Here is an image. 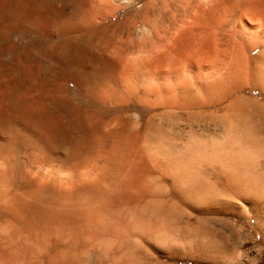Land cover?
<instances>
[{
  "label": "rangeland",
  "instance_id": "374dc122",
  "mask_svg": "<svg viewBox=\"0 0 264 264\" xmlns=\"http://www.w3.org/2000/svg\"><path fill=\"white\" fill-rule=\"evenodd\" d=\"M237 1L238 0H232V1L231 0L230 1L229 0H107V1L106 0L105 1L102 0H1L3 5L8 9H12L15 15V26L11 32V37H13L12 39H14L13 41L15 44V51H14V60H15V69H16L15 77H16V84H18L17 98H19L18 102L20 101L19 102L20 110L18 115H19L21 129H23L24 124L26 123L31 128V134H32L31 142L26 143L24 141V134H25L24 129L21 130L22 131L20 136L21 139L19 138L20 143L18 144V148H17L18 151L16 152V165H15V177H14L15 184L16 185L20 184V186L18 187H22L27 183H30L33 185L36 191L37 189L40 190L41 188H46V190L48 189V193H51L50 198H52L53 200L55 198L66 199L68 196L70 198L68 197L67 199H74L83 194H91L97 197H103L108 202L116 206L115 210L117 211V213L120 214L119 217L122 220L123 218L125 219V217L129 215V217L126 218L127 220L126 222L128 224L130 223V225H132L133 223H135L133 221L136 219L137 225L141 223L139 221H142V223H144L143 225L142 223L139 224L140 226L138 227H140V229L141 226L144 227L146 225V227L143 228L144 230H140V231H137V229L135 230V228L133 231V229L131 228L134 225L137 226L136 224H133L132 226L129 225V228L131 229L129 231L135 234L137 238L133 234L131 235V233L129 232L127 235V239H125L123 243L122 241L120 242L116 241L112 235L110 236L105 232L102 231L100 232V230H97L96 232L94 231L92 233L87 232L84 234H79L78 232V235L72 238L71 240L67 239V241L69 240L68 242L67 241L61 242L58 240L56 242L55 241L56 238L54 237V235H52L53 237L52 236L51 237L53 240L50 237L51 241L50 242L48 241L49 248L47 249L48 250L47 253H43V255H40V257L39 255L35 254L34 255L35 258L39 257L38 260L42 259V260H50V261L54 258V261H56L59 259L64 260V258L66 257L67 259L66 261H68V263L71 264V262L72 263L74 262L75 264H77L79 262L78 258L82 257V259H80V262L81 260L84 259L83 260L84 262H82V264H89L91 262L92 264H97V262L103 264H111V263L128 264L129 261L126 258H124L125 249L126 247H128V248H133V251H135V249L138 250L140 255L139 259H135L133 262L129 264H141V263L142 264H264V212L253 206L252 203H250L252 198L251 196L240 195L241 196L240 197L239 194H237L240 198L239 199L237 198L236 194H232L225 186L226 183L229 184L233 183L235 180L237 181L238 178L239 180L242 179V176L244 177L246 176V180H244L246 183L249 182L250 184L256 185V183H254L253 181L255 180V182L257 181V183L258 181L259 183L261 181L262 183V176H264V174L260 176V173L261 174L262 172L264 173V166H263L264 164H260V163H264V157L262 156L264 155L263 154L264 150L263 148L259 147L260 145L257 146L259 147V150H255L256 149L255 146L258 144V141L264 138V115L262 116V114H264L262 113L264 108L261 110L256 108L257 105H259V107H261L260 106L261 104L262 107L264 106V96L262 94L264 92L261 93L259 89L257 90V88L253 87V85L250 84L249 82V78H247L250 76L254 67L264 66V56H263L264 55V46H263L264 22H262L263 18L261 21L259 17L253 16L252 14L254 8L253 6L258 7L257 4H259L260 7L261 5H263V2H261L263 0L261 1L257 0V2L256 0H254L255 4L257 3L256 5L253 4L254 2L252 3L253 1L252 0L251 1V3L253 4L252 7L251 5L249 7V1L248 4L245 3L242 4V0H239L238 2ZM238 7H241V9ZM245 7L251 9L245 10ZM242 8H244L243 11H240L242 10ZM197 10H200L201 12L203 11L202 12L203 15H204V11L205 12L207 11L205 13L206 19L207 16H209V14L215 17L211 16V20H210V16H209L207 19L208 21L204 18H201L202 14L201 16H199L200 18L198 17V15L195 17V15L198 13ZM238 11H240V13ZM243 12L244 14L241 15V13ZM248 13H250V15H247L249 19L248 18L245 19L247 17L245 15ZM220 17L223 19H221ZM196 18L198 19V22L195 21ZM205 20L209 23H205L206 22ZM258 20L260 23L261 22L263 23V24L261 23L262 26L255 25V23L256 24L259 23L257 22ZM196 22L198 24V27L196 29L198 30L200 28H203V26L204 27L208 26L207 24L211 23L208 29L204 28L206 32V34L204 35H207L206 37L212 39V40L210 39L209 42L206 43L205 45L206 49L204 48V50H198V48L203 43L199 42V45L197 43L198 41H201V38L199 36L198 38H196V36L198 35L197 33L198 30L196 31L195 29ZM200 22L201 24L202 23L203 24L201 25ZM241 22L243 24H241ZM211 25L212 26L214 25L213 27L215 28H213ZM144 28L147 29V33L145 32L146 29ZM150 28L152 29L151 30L152 32L150 31ZM9 29H10V22L9 21L7 22V19L3 18L1 22V30H3L2 34L4 39L3 43L5 41L6 42L8 41ZM255 30L256 32H254ZM258 30L259 32H261L260 33L261 35L257 33ZM149 31L151 33H149ZM250 31L254 32L253 34H255L254 37L256 36V38L253 37V34L250 33ZM193 32L196 33L195 39L193 38L194 36L192 37V35L194 34ZM210 33L212 34V36ZM214 34H217L216 38L218 37L217 39L219 40L218 42L219 47L220 45L223 46L224 44V47H220V50L218 49L219 47L216 44H212L214 43L215 40ZM232 35L235 38L236 37L237 38L235 39ZM257 35L259 38L257 37ZM243 36H245V38ZM250 37L252 38V40ZM227 40L230 41L227 42ZM192 41H195L196 43L194 42L192 43ZM255 41H258L259 43ZM253 43L255 44L252 45ZM4 44L5 45L2 55V65H3L2 72L5 71V73L2 74L1 87L3 89L2 88L1 89H2V94L5 92L7 95L6 91L8 89V84H9L8 62L10 60V56L7 52L6 43ZM173 44L175 45V48L177 46V49H174L175 51L173 50L174 48ZM208 44L209 45L212 44V45L207 46ZM249 44L252 47L249 46ZM234 45L235 46L237 45L236 47L238 48H236ZM241 45H243V47ZM248 46L250 49H248ZM210 47H214V48H210ZM228 47L230 49L234 48L239 50L240 52L239 55L236 53L237 50L236 52H234L235 50L232 49L233 50L232 52V50L225 49ZM212 49L219 50V52L214 50L215 52L214 54L219 53V57L217 55H215L216 57H214V54L212 53L213 52ZM223 49L227 54L231 52L230 53L231 55L230 54L229 55L232 56V58L233 57L239 58L241 57L240 55L244 53L240 59H237L241 61V62L239 61L240 63L238 62L239 64L243 62L242 58H244L245 60V58H247L248 56L247 60L243 62V64L247 63L244 66H247V68L249 66V68L246 69L244 67L243 69L245 72L247 73L249 72V73L244 74L243 72L240 73V75L238 76V73L241 71H239L237 68L236 65L237 62L234 61L236 60L235 58L232 59L228 55L227 56L228 59L225 60L226 59L225 57L224 61H222V59L226 55V54L224 55ZM228 50L229 52H226ZM207 51L210 52L212 51L211 52L212 54H210L211 57H209L210 52ZM222 53L224 56L222 55ZM157 55L159 56V58L157 59L156 57L157 59L156 60L155 56ZM245 55L247 56L244 57ZM147 57L149 58L151 57V60L150 59L147 60ZM153 58L154 61L157 62V64L160 65L161 62H163L164 64L161 63L160 65L161 67L159 66L160 68H158V65L155 64L156 62L155 63L150 62L151 64L149 63L150 66H148L147 63L149 61H152ZM214 58H216V60ZM229 58H231L232 61ZM145 59L147 60L146 62ZM159 60L162 61L159 63L158 62ZM213 60H215L216 62L215 66H213ZM229 60L231 61V63H234V65L229 64L230 63ZM226 61H227V65H230L231 68L234 66L233 72L236 73L230 72L229 76L230 75H231L230 77L234 76L233 81L236 84L232 83L233 82L232 78H230L229 76L227 77L228 74L227 71L231 69L230 66L227 67V65L221 64L223 62L225 63ZM143 64L148 67H152L153 64L154 68L153 67L149 68L151 70L148 69L149 71L148 73H146L147 69H145ZM155 66H157L158 68L156 71L154 70L156 69ZM223 66L224 68L227 67L226 70H224ZM241 66L239 65L238 67L240 70L243 71ZM230 71H232V69ZM154 74L157 75L154 76ZM144 76L145 77L150 76V77L145 78ZM152 77L155 79L153 80ZM236 77L240 78L242 82L240 81V79H235ZM227 78L231 79V81L228 80ZM5 80L8 82V84L6 83ZM147 80L151 82L154 81L155 82L152 85H150V83H148L149 81ZM239 83L243 85H238ZM182 84H184L185 86L188 85L191 86V87L190 86L187 87V90L189 92L186 90H185L186 92H183L184 91L183 88H185V86ZM179 85H181L180 87L182 88H180ZM172 86H174L177 89L179 88L180 89L176 91V89L174 88L175 89L174 92L173 91L174 89L173 90L171 89L173 88ZM243 86L245 87L242 88ZM210 87H212V89ZM213 87L216 90L215 89L213 90ZM191 88L194 90H191ZM156 89L157 90L161 89V91L159 90L158 92H156L157 91ZM169 89L173 91V93L170 92L171 95L166 94L170 91ZM148 90L151 91V93L150 91L148 93L149 96L147 95ZM211 90L213 91V93L210 92ZM236 90H238L237 93L235 92ZM191 91L195 92L196 97H194L195 94L193 95ZM208 91L210 94L208 93ZM153 92L154 94H152ZM224 93H226L225 98L223 96ZM4 94L1 97L2 101L3 100L5 101L7 97ZM162 94L167 96H163ZM213 94L215 95L211 96ZM159 95L160 96L162 95V98L164 97L166 101L165 99L161 100V97L160 99L156 98V96L159 97ZM174 95L175 97L176 96L177 97L172 98L171 96ZM229 95H231V97H229ZM221 96H223V98ZM167 97L168 99L170 97L171 99L178 98L177 99L178 103L176 104L177 106L174 105V103H172L173 106H176L175 107L176 109L178 108L177 112L176 110L174 112H171L174 110L173 107L169 109L167 108V110H165L166 106H164L165 107L164 108L161 105L164 101L165 103L167 102L168 100ZM198 97H203L205 102L203 103L201 100L202 98H199L201 100L200 102H202L200 103L199 100L197 99ZM238 97L242 99L240 100L238 99ZM155 98L161 100L160 102L162 101L163 102L160 104H158L157 102V104H155L154 106L150 105L152 101L154 102V100H155L154 103H156L157 100ZM179 98H181V100ZM215 98L216 99L221 98V99L219 101V99L215 100ZM171 99H169L168 101H170ZM179 100L181 102H183L182 100H184V102L186 101L185 103L187 105L180 103ZM189 100L192 104L189 102ZM210 101L212 103H210ZM170 102L166 104L163 103V105H167ZM193 102L195 107L196 104L198 105L197 107H199L200 105L202 106L203 104V107H200L201 109L199 108L200 111L197 110L198 108L191 110V108L194 107L192 106ZM180 104H182L183 106L182 105L180 106ZM188 104H190L191 108ZM236 104L239 105V107L233 108L234 106H236ZM247 104L248 107L246 109L244 107L247 106ZM157 105H159V108ZM187 106H189V108ZM185 107H187L186 108L188 111L187 113L185 111L182 112ZM181 108H183V110ZM170 109L172 110L170 111ZM234 109L235 111L241 109L239 110L240 112H244L245 110L249 109L248 111H245V113L246 112L248 113L249 111L251 112L248 113L249 115H247L246 118H244L246 115L245 113L244 116L242 113H240L243 117L239 115L240 116L239 118L238 117L239 111L238 112L236 111L237 114L235 115L233 114ZM254 110L257 113L255 112L253 114L252 112H254ZM164 111H168V116L169 114L172 113L173 115L172 116L170 115L168 118L165 115L166 112ZM201 111H202V115H201L202 118L200 115L197 114L200 113ZM189 112L190 115L191 113L195 114L196 116L198 115L200 119H197L199 117H191L190 119ZM161 113L164 114V117H162ZM151 115H152V119H151ZM205 115L206 117H204ZM219 115H220V120H219ZM222 115H225L226 121L224 120V118L223 120H221ZM232 115H235V117L237 116V118L241 119V122L244 123V126L252 124L256 128V131L253 126L252 127L247 126V128L249 127L252 128V130L254 129V133L251 131V129L246 131L247 129L246 127L245 129H243L244 128L243 125H240L241 122L239 124L237 123L235 124V122H238V119L236 121H233L234 116ZM187 116H189V118ZM253 116L255 118H253ZM179 117L180 119L182 118L183 120L182 119L178 120ZM256 117L258 119H256ZM149 119H151V121ZM189 119L191 120V122L189 121ZM194 119L196 121H194ZM153 120L155 121V123L153 122ZM228 121L230 122L233 121L234 123H230ZM151 122H153L154 124ZM228 123L231 124V125L229 124L230 127H228L229 126ZM150 125H152L151 126L152 128L150 127ZM226 125L228 126L226 127ZM237 125L241 127H238ZM155 126H157V128L159 127L158 129V131H160L158 133L159 135L153 132V131L158 132L156 129L154 130V128H156ZM231 126H234V129L236 128L235 129L236 131L232 129L230 130L234 133H231L229 131H228L229 133L227 132V130L232 128ZM147 128H149V130H151L150 132L153 133L152 137L151 135H149L150 132H148L149 130ZM238 128L243 129L244 132L243 131L241 132V129ZM183 129L185 130L186 133L184 132ZM163 130H165L166 133H164L165 131ZM189 130L191 131V134H193L194 131H197L196 133L198 134L203 132L205 137H207V140L209 141H212L214 139L216 143L217 142L216 139L217 140L219 139L221 140V142L218 141L217 144L214 143L210 144L208 142L207 144H210L211 147L214 144L213 146L215 150L213 151L210 145H208L209 149L211 150L208 149L207 151L208 153H205L207 149L206 150L204 149L208 148V146L206 144H205L206 146H203V142L204 141L207 142V140H203L202 142L201 139H200L201 141L200 140L198 141L197 139L200 137L202 138L203 134H200V137L197 136L196 138L197 134L194 132L193 135L194 137H192L191 134L190 135L187 134L190 132ZM250 131L252 133H250ZM210 132L212 133L211 135ZM237 132H239L238 133L239 135L236 134L237 136H235V133ZM169 133L172 134L169 135ZM226 133H228V136L227 137L223 136ZM257 133H260L259 136L262 138L260 139L258 136V139H256L257 142L256 141L254 142L252 138L255 139V137H257L256 135ZM241 134L243 135L246 134V136H241ZM254 134L256 136H254ZM145 135L148 137H146ZM179 135L180 136L183 135L182 137H185L186 135L187 136L185 138H182ZM188 135L190 136V138H194V140L195 139L197 140L194 142L201 143L199 144L202 147L198 144L199 147L201 148L204 147V148L198 149L197 143L195 144L196 147L193 148L192 146L194 143H191L193 141L191 140L189 141L186 139L189 137ZM170 136H173L171 137L172 139L176 137L174 138L175 141L171 140L170 138V140H168L169 142H165L166 141L165 139L167 137L169 138ZM178 137L180 138L178 139ZM147 138H148L147 142L144 141ZM209 138H211V140ZM225 138L228 139L227 143L229 145L231 144L230 148L234 150V153L237 152L238 151L237 149L238 148L240 149L241 147H238L235 151L234 148L237 147L238 145L236 146L234 144L235 147H233L234 145H232L231 142H235L236 144H238L237 141L239 142V139L241 140L242 138L241 145L242 147L243 146L246 147V148L243 147V149H245L246 152H249L247 153V155H250V157L247 156L248 158H250V160L247 158L248 160L246 159L245 161L243 160L244 162L242 161L243 163H246V161H248V163H246L248 164V166L242 164V167L244 166L243 168L246 167L244 169V172H242V168L240 167V165L238 164L239 165L238 166L236 164L238 162H236V159L233 158L234 156L232 155L233 153L229 155L231 156L230 159L228 158L229 156L225 153V149L227 150L226 151L227 153L229 151L231 152L232 150L230 148H229L230 150L228 149L229 146H227V143H225L226 140ZM185 139L190 143L188 142V144L186 145ZM233 139L235 141H233ZM243 139L244 141L246 140L248 141V142L246 141L248 145H245L247 144L246 142L243 145L242 142ZM229 140L232 141L230 142ZM158 141L159 142L162 141L161 143L164 144V146L163 144L159 145L162 149L167 148V150H172V149L174 150L172 154L170 153L171 158L167 157L168 159L170 158L171 161L173 160V158L174 160L176 158L174 153L177 156L182 151H184L183 149L184 144L186 146V147L184 146L186 151L187 149H189L188 147H190L191 144H192L191 145L192 149H195L196 151L197 149L200 150V152L198 151V153L201 156H199L197 152L190 153L191 151H193L192 149H189L190 152L188 151L190 154H192L191 160L193 161L197 156L198 162L200 161L199 157H203L202 154L205 153V155H208L212 151L213 153H211L210 155L212 154L215 155L217 150H220L221 152L223 150L222 147L224 146L223 148H225L227 146V148L224 149V153L226 155L222 152V156L224 154V156H226L224 157V160L225 158L226 160L223 161L222 159L221 161L227 167H225L224 165L222 166L220 162H216L217 164L220 163L221 166L220 165L218 166L222 167L220 169V167L216 165L218 168L217 169L216 166L211 165L214 159L212 158L213 160H210L211 162L209 165L208 160L211 159L210 158L211 156L208 155L210 156L209 159L208 157L206 158V156H204V158L207 159L205 161H208L207 163L204 164H208V165L206 166L203 165L204 167L202 166L203 163L201 161L204 159L200 161L202 164L198 163L197 166H195L196 164L194 165V161H193L191 165L193 164L196 168L199 167V169L201 168L200 166H202L203 168L201 170L203 172L200 171L202 172L200 174L199 172H197L198 170L197 169L195 170V172L192 171L193 173L191 172L190 174H194V173L195 174L192 176L189 175V177L190 180L192 179V181H195V179L193 178H195L196 175H198L199 177L203 176L204 177V178L202 177L203 179L201 178L199 179L198 176L196 178L200 180L199 182H205L206 180L205 177L207 174L208 175L207 178L209 177L208 181H211L210 182L211 184H213V182L215 183V181H217L218 179V182H216V184L218 183L219 186L215 184L216 186H214V188L217 187L215 190L219 191L222 188V186L225 184L223 188H226V190L224 189L225 190L224 191L222 189V192H226V191L230 192L231 197L234 196L235 198L232 197L233 199H231L229 193L227 192L224 194L222 192H221L222 194L217 193L218 191L213 190V186H212V190L210 192L211 193L210 199L212 198L211 197L212 195L213 198L211 199V201H209L211 203H209V207H208L210 213L206 214L202 209L190 205V203L184 200L182 196L180 195L178 196L175 195L174 193H170L171 190L168 187H170L173 183H177L175 180L178 179V178L174 179L173 177L174 175L172 174L174 173L178 174V171L179 173L180 172L184 173L185 170L180 166L181 163L177 165L175 169H173L172 164L176 165V163H173L176 160L171 162L170 166L168 165V161L170 162V159L168 160L165 157L169 152L163 154L160 152L157 156L158 158L157 157L155 158L156 160L154 158L151 159L150 157L147 156V150L149 149L148 147H151L152 145L155 146ZM249 141L250 142L253 141L255 146L252 143L249 144ZM261 141H259V143ZM172 142H174L173 145ZM262 142L264 143V139ZM169 143L171 145H168ZM180 143H182V145ZM146 144H147L146 146L147 148L144 147V145ZM158 144L156 146H158ZM175 144H177L178 147L180 148H177V145ZM222 144H226V145H223L221 147ZM252 145L254 146V148ZM169 146H171L170 149ZM262 146L264 145L262 144L261 147ZM176 150H178L180 153L178 152L177 154ZM201 151L204 153L200 154ZM245 151H241L240 153L238 151L237 154L235 153V155L239 160L242 157V156L240 157L239 154H241L242 152H244L245 154L246 153ZM261 153H262L261 157L263 158L259 156ZM38 155L40 156V158ZM185 155L183 156V158H185ZM4 156L5 159L3 158L2 163L4 168L6 169L8 167V157L6 153L4 154ZM215 156L216 157L214 158L216 159L219 155H215ZM220 156L217 159L218 161ZM186 157L189 159L190 155H187ZM193 157L195 158L193 159ZM243 157L241 159H245ZM178 158L179 157H177L176 159L178 160ZM183 158H179V160L183 161L182 160ZM231 158H233V160L235 161L228 162L229 160H231ZM188 159L185 158L184 160L187 161ZM252 159H255V162H257V166L256 163L252 161ZM226 161L230 166L225 164ZM231 162L233 164H230ZM242 162L240 161V163ZM178 163L179 162L177 161V164ZM185 163H188V161ZM234 163L236 165H234ZM153 164L154 165L157 164V165L153 166ZM212 164H214V162ZM231 165L237 167L236 169L241 168L239 171L237 170L236 171L238 173L241 171L244 175H240L242 173H239L241 178L240 177L237 178L236 175H235L236 177H234V175L230 174L229 177L233 176L231 177L232 179L234 178L233 180L231 178L229 179L227 175L226 178L224 179L225 176L224 174H227V171L224 170L226 173L224 172L223 176H221L223 172H221V174L219 172L222 169L227 170L229 169V167H232L231 172H234V174L238 175L237 172L232 171L235 168L234 166ZM251 165L255 166V170L258 169L257 167L259 166L258 171L256 170L257 172H255V170L253 169L252 171L254 173H252V171L250 172V170L252 169ZM194 166H190V167L194 168ZM178 167H181V170L183 169L184 171L183 170L180 171V168L178 170L177 169ZM190 167H188L187 164V168L191 170L192 168ZM247 167L248 168L250 167L249 172ZM260 167L262 169H260ZM171 169H173V171H171ZM176 169L177 171L175 172ZM190 170L188 171L190 172ZM245 172H247V174L250 173L249 175H251V177L249 175L248 177ZM210 173H211V177H210ZM229 173L230 172H228V175ZM166 174L167 176L172 175L171 178L173 179H171L170 176L168 178L165 177ZM254 174L257 175V177L254 176L256 178H254V180L249 181L247 178L252 179ZM134 175L136 179L134 178ZM218 175H220V177ZM129 176L132 179L131 180L128 179L127 182L126 180ZM137 176L139 177L137 178ZM244 177L243 179H245ZM227 178L230 181L226 180ZM258 178L261 180H258ZM160 179L162 180V182L160 181ZM186 179L187 182L190 181L189 178ZM186 179L183 178V180ZM136 180H138L139 183L136 182ZM141 181H143L144 183L149 182V184H152L151 186L155 190L157 189L162 190L163 185L165 187L168 186L167 190H169L170 192L168 191L167 196H166L167 193L164 194L165 198H163L162 195H158V194H155L154 197L152 196V198L151 196L147 198L146 197L147 195H144L145 194L144 193L141 195L142 197H144L142 199L140 197L141 193H138V191H141V189L138 190V188L139 187L142 188L143 182ZM223 181L224 182L227 181V182L224 183ZM130 182L132 185L130 184ZM181 182L184 181H182L181 179ZM126 185H128V187L130 186V188H128ZM136 186L138 187L137 189ZM158 186L161 188H158ZM251 187L253 186L251 185ZM253 188L256 189L255 186ZM115 189L117 190L119 189V190L116 191ZM125 190H127V192ZM213 191H215L216 193ZM56 193L57 195H55ZM217 194H219L220 196L223 195L224 202L222 200L223 199L222 196L221 198L219 196L221 202L220 200H216L215 203H213L214 197L217 196ZM225 194L227 197L229 195L228 200L230 198L232 200V202L231 200H229L231 203L229 201L227 203L226 201L227 197L224 196ZM130 195L131 197H128ZM64 196L65 198H63ZM174 197L176 198V200ZM157 198L160 201L163 200L165 202V205L168 201L169 203L175 202L171 204L168 203L166 205V207L168 206L166 210L172 208L171 206L176 208L174 205L177 202L179 205L182 206L181 207L179 206L176 209L172 208L171 210L178 211L180 209L182 210L188 209L189 211L188 210L186 211L188 213L190 212L189 213L190 215L187 212L184 214L185 211L181 213V210L180 213L178 212V214L174 213L175 215H173L172 212L169 211L171 213L170 216L172 215V217L168 216L169 218H171V224L173 223L174 220L176 222L173 223L174 226L173 225L170 226L171 224L166 223L169 227L168 226L165 227L169 228L168 229L169 232L167 230H166L167 232L164 231V229L162 228L164 227L163 225L166 224L163 222L162 218H165L164 221L167 222V218H168L167 215L169 214V212L166 215L164 213L165 212L164 209L163 210L161 209L160 211V209L158 210L155 208V206L157 207V200H158ZM168 198L169 199L171 198V200H169ZM217 198L218 197H216V199ZM236 198L238 199V201L241 202H238ZM153 199L155 200L154 202ZM233 200L236 202H234ZM218 201L219 203L217 204ZM148 202L149 203L152 202L153 204L152 207H150L151 204L149 205ZM164 202L162 203L164 204ZM226 203L228 206L226 205ZM229 204L231 206H229ZM233 204L235 206H233ZM162 206L160 202L159 207L165 208L164 205ZM50 209L52 211L54 210L52 206ZM142 209L144 214H147L146 209L147 211L149 209H152L153 211L151 213V210H149L148 211L149 213L146 216L142 214L141 212ZM155 210L158 212H156ZM257 210L259 213H256ZM155 212L159 213V215L162 212L166 216L163 217L162 215L164 214H162L161 215L162 218L160 216H159L160 218L159 217L157 218L156 216L158 215L155 214ZM139 214L140 215L142 214L143 217L142 215L140 216ZM193 215L194 216L196 215V217H194ZM201 215L203 218L201 217ZM133 216H137V217L139 216L138 217L139 219L137 217H135L134 219ZM148 219H150L149 222H147ZM159 220L163 222V224L161 223L163 226L162 228L161 227L159 228L158 225L153 226L155 222H157L156 224L159 223L160 225ZM147 224L148 226L151 225V227L149 226L150 229L154 227L152 234L150 233L152 230H150V232L148 233L149 230H147L148 229ZM157 226L160 230L156 228ZM178 229H180L179 232L177 231ZM136 231L140 233L141 231H144L145 233L142 232L144 233L143 234L144 237L139 236L137 233H135ZM156 232L158 233L163 232V235L159 237V239L161 240L156 238L159 241L155 239V237H158L160 235ZM164 232H166V234ZM147 234L152 235L151 237L158 234L157 236L154 237V239L151 238L153 241L152 243L156 242V244L154 243L152 245V243L150 242L151 239L149 238L150 236L148 237ZM93 236L96 237L95 241L92 240L94 238ZM80 238L83 241L80 240ZM84 239L89 241H86L85 243ZM137 239L140 241L138 244L134 243L135 241H137ZM147 239L149 240V242L147 241ZM37 242L34 243L35 245L34 247L36 249L38 247L42 248L44 243L41 245V242H38L39 244H37ZM87 242L88 243L91 242L89 243L90 246H87L88 244ZM92 242H94L95 244H93ZM142 242L144 243L141 245L140 243ZM77 244L82 246L76 247ZM110 244H114L112 246L113 248L111 247L107 249ZM50 245H52V248L50 247ZM83 245L86 247L84 248ZM146 245L147 247L145 250L144 248ZM208 245L210 247H208ZM142 249H144L145 252H143L144 250L142 251ZM96 250H100V251L96 252ZM121 250L124 251L122 252ZM36 251L38 253L39 250ZM93 251L95 253H93ZM96 253L98 254V256ZM89 254L91 256H89ZM75 255L78 257H76ZM72 256L77 260L73 259ZM37 258L35 260H37ZM0 259L3 260L4 258L1 257ZM69 260L71 262H69ZM80 262L79 264H81Z\"/></svg>",
  "mask_w": 264,
  "mask_h": 264
},
{
  "label": "bare ground",
  "instance_id": "6f19581e",
  "mask_svg": "<svg viewBox=\"0 0 264 264\" xmlns=\"http://www.w3.org/2000/svg\"><path fill=\"white\" fill-rule=\"evenodd\" d=\"M102 1H105V0H102ZM107 1V0H106ZM230 1V0H229ZM232 1V0H231ZM239 1V0H238ZM237 1V2H238ZM245 1V2H244ZM242 0V4L243 3H245V4H248V1H249V7H250V5H251V7L253 6V4H255V2H254V0L252 1V0H247V3H246V0ZM251 1H252V3H251ZM259 1H261V0H259ZM241 2V1H240ZM256 2H257V0H256ZM261 2H263V5H261L260 7H259V4H257L258 5V7L257 6H253L254 8H253V11H252V14H253V16H256V17H259L260 18V20L262 21V18H263V21L262 22H264V0L263 1H261ZM251 3V4H250ZM259 3V2H258ZM239 4V3H238ZM255 4V5H256ZM262 4V3H261ZM234 5V4H233ZM235 6V5H234ZM195 8V7H194ZM208 8V7H207ZM213 8V7H212ZM216 8V7H215ZM238 8H240L241 9V7H238ZM246 8H248V7H245V10H250L251 8H248V9H246ZM243 9L244 8H242V10H240V11H243ZM210 10V9H209ZM239 10V9H238ZM198 11V13L196 14V13H194V14H196L195 15V17L198 15V17L199 16H201V14H202V12L200 11V10H197ZM200 11V12H199ZM211 11H212V9H211ZM214 11V10H213ZM240 11H238L239 13H240ZM207 12V11H206ZM205 11H204V15L202 14V17L201 18H204V19H206V15H205V13H206ZM212 13V12H211ZM246 13V12H245ZM251 13V12H250ZM250 13H248V14H246L245 16H247V15H250ZM215 14V13H214ZM221 14V13H220ZM242 14H244V12L243 13H241V15ZM240 15V16H241ZM205 16V17H204ZM209 16H210V20H211V16H213V15H210L209 14ZM209 16H207V19H208V17ZM213 17H215V16H213ZM3 18H6L7 19V22L9 21L10 22V29H9V33H10V35H9V33H8V41L6 42H4V43H6V46H7V52H8V54H9V56H10V60H9V64H8V72H9V84H8V82L6 81V83L8 84V89H7V95H6V93L4 92L5 91V89H4V95H6L7 97H6V100L4 101H2V85H1V83H2V74L3 73H5V71L4 72H2L3 71V68H2V55H3V50H4V43H3V34H2V31L3 30H1V22H2V20H3ZM200 18V17H199ZM217 18V17H216ZM221 18V17H220ZM233 18V17H232ZM249 19V17L247 16L245 19ZM253 18V17H252ZM252 18H251V20H252ZM203 19V20H204ZM206 19V20H207ZM215 19V18H214ZM221 19H223V18H221ZM227 19V18H226ZM244 19V20H245ZM205 20V21H206ZM250 20V21H251ZM190 21V20H189ZM193 21V20H192ZM195 21H197L198 22V19L196 18V20ZM204 21V22H205ZM208 21V20H207ZM205 22V23H209V22ZM220 21V20H219ZM197 22H196V25H195V29L198 27V24H197ZM212 22V21H211ZM253 22V21H252ZM257 22H259V20L257 21ZM261 22V23H262ZM4 23V22H3ZM214 23V22H213ZM212 23V24H213ZM216 23V22H215ZM219 23V22H218ZM260 22L259 23H255V25H257V26H262V24H261ZM193 24V23H192ZM200 24H201V22H200ZM203 24V23H202ZM201 24V25H202ZM211 24V23H210ZM210 24H207L208 26H206V27H204L203 26V28H200L199 30L198 29H196V31H197V33H198V35L196 36V38H198V36L201 38V41H198L197 42V40H196V42L198 43V45H199V42H201V43H203L202 45H201V43H200V47L199 46H197V47H199L198 48V50H204V48H205V45H206V43L207 42H209V40L211 39V38H208V37H206L207 35H204V34H206V32H205V29L204 28H207L208 29V27L210 26ZM222 24H224V23H222ZM241 24H243L242 22H241ZM240 24V25H241ZM251 24V23H250ZM254 24V23H253ZM259 24V25H258ZM194 25V24H193ZM216 25V24H215ZM218 25V24H217ZM221 25V24H220ZM239 25V24H238ZM14 26H15V15H14V12L12 11V9H8V8H6L4 5H3V3L1 2V0H0V258L1 257H3L4 259L3 260H1L0 259V264H70V263H68V261H66L67 259H66V257L64 258V260H61V259H59V260H56V261H54V258L50 261V260H38V258L40 257V255H43V253H47V249L49 248L48 246H49V242L51 241L50 240V237L52 236V235H54V237L56 238V242H57V240L58 241H61V242H65V241H67V239H72V238H74L75 236H77L78 235V232H79V234H84V233H92V232H96L97 230H100V232L102 231V232H105L106 234H108V235H112L113 237H114V239L116 240V241H122V243L125 241V239H127V235H128V233L130 232L129 230H131L130 228H129V225H130V223L128 224L126 221V218H128L129 217V215L127 216V217H125V219L123 218V220L119 217V213H117V211L115 210V208H116V206L115 205H113V204H111L110 202H108L106 199H104L103 197H97V196H94V195H91V194H83V195H81V196H78V197H76V198H74V199H52V198H50V194L51 193H48V189L46 190V188H41L40 190H38L37 189V191L34 189V187H33V185L32 184H30V183H27L26 185H24V186H22V187H18V186H20V184L19 185H16L15 184V181H14V177H15V165H16V152L18 151L17 150V148H18V144L20 143V141H19V138H20V136H21V130H23L24 129V132H25V134H24V141L26 142V143H30L31 142V140H32V134H31V128L29 127V125L28 124H24V127H23V129H21V127H20V121H19V115H18V113H19V102H18V99L19 98H17V85L18 84H16V77H15V60H14V51H15V44H14V39H12L13 37H11V32H12V30H13V28H14ZM200 26V25H199ZM212 26V25H211ZM214 26V25H213ZM212 26V27H213ZM245 26V25H244ZM264 26V25H263ZM8 27H9V25H8ZM141 27V26H140ZM243 27V26H242ZM247 27V26H246ZM4 28V27H3ZM191 28H194V27H191ZM213 28H215V27H213ZM245 28V27H244ZM144 29H146V28H144ZM218 29V28H217ZM246 29V28H245ZM263 29H264V27H263ZM148 30H149V28H148ZM152 29L150 28V31H151ZM248 30H249V28H248ZM247 30V31H248ZM149 31V33H151ZM157 31V30H156ZM218 31V30H217ZM263 31V30H262ZM146 33H147V29H146V31H145ZM214 32V31H213ZM225 32V31H224ZM254 32H256V30L254 31ZM254 32H251L250 31V33H254ZM4 33V32H3ZM194 33V32H193ZM193 33H191V34H193ZM218 33H221V32H218ZM230 33H231V31H230ZM257 33H261V32H259V30L257 31ZM256 33V34H257ZM264 33V32H263ZM6 34V33H5ZM195 34L196 33H194L193 35H192V37L195 39ZM211 34V33H210ZM149 35V34H148ZM147 35V36H148ZM153 35V34H152ZM157 35V34H156ZM216 35L217 34H214V37H215V40H214V43H212V44H216L218 47H219V44H218V42H219V40L216 38ZM219 35H222V34H219ZM218 35V36H219ZM224 35V34H223ZM227 35V34H226ZM254 35L255 34H253V37H254ZM261 35V34H260ZM13 36V35H12ZM211 36H212V34H211ZM211 36H209V37H211ZM228 36V35H227ZM233 36V35H232ZM231 36V37H232ZM229 37H230V35H229ZM234 37V36H233ZM244 38H245V36H243ZM257 37H258V35H257ZM10 38V39H9ZM235 38V37H234ZM237 38V37H236ZM235 38V39H236ZM251 38V37H250ZM254 38H256V36L254 37ZM259 38V37H258ZM258 38H257V40H258ZM12 39V40H11ZM192 39V38H191ZM223 39H225V38H223ZM231 39V38H230ZM233 39V38H232ZM262 39V38H261ZM189 40H190V38H189ZM199 40V39H198ZM212 40V39H211ZM238 40V39H237ZM236 40V41H237ZM251 40H252V38H251ZM177 41V40H176ZM179 41V40H178ZM230 41V40H229ZM228 40H227V42H229ZM247 41H248V38H247ZM246 41V42H247ZM262 41V40H261ZM196 43L195 41H192V43ZM223 42H225V41H223ZM250 42V41H249ZM255 42H258V41H255ZM234 43V42H233ZM259 43V42H258ZM261 43V42H260ZM175 44V43H174ZM173 44V45H174ZM178 44V43H177ZM212 44H208L207 46H211ZM222 44V43H221ZM227 44V43H226ZM230 44V43H229ZM232 44V43H231ZM235 44V43H234ZM241 44V43H240ZM251 44V43H250ZM249 44V46H251ZM255 43H253L252 45H254ZM176 45V44H175ZM175 45H174V48H173V50L174 49H177V46H176V48H175ZM239 45V44H238ZM259 45V44H258ZM5 46V47H6ZM171 46V45H170ZM181 46V45H180ZM206 46V47H207ZM214 46V45H213ZM228 46H230V45H228ZM235 46V45H234ZM237 46V45H236ZM235 46V47H236ZM242 47H243V45H241ZM249 46H248V49H250L249 48ZM260 46H262V45H260ZM264 46V45H263ZM215 47V46H214ZM214 47H210V48H214ZM220 47H224V44H223V46L222 45H220ZM220 47L218 48L219 50H220ZM252 47V46H251ZM256 47H257V44H256ZM166 48V47H165ZM169 48V47H168ZM171 48V47H170ZM236 48H238V47H236ZM254 48V47H253ZM261 48H263V47H261ZM194 49V48H193ZM206 49V48H205ZM226 50L227 49H229V50H235L234 52H236V50L237 49H234V48H225ZM244 49V48H243ZM245 49H246V47H245ZM256 49V48H255ZM254 49V50H255ZM161 50V49H160ZM207 50H209V49H207ZM211 50V49H210ZM213 50V54L215 53L214 52V50L215 51H217V52H219V50H216V49H212ZM224 50V49H223ZM229 50L228 51H226V52H229ZM233 50H232V52H233ZM254 50H252V51H254ZM165 51H166V49H165ZM175 51V50H174ZM248 51V50H247ZM251 51V50H250ZM168 52V51H167ZM171 52V51H170ZM207 52H210V51H207ZM209 53V55L210 54H212V53ZM224 52V55H223V53H222V55L224 56V58L222 59V61H224V59H225V57H226V59L225 60H227L228 58H227V56L231 53V52H229L228 54L227 53H225V50L223 51ZM245 52H246V50H245ZM5 53V52H4ZM238 55H239V50H237V52H236ZM241 53H242V51H241ZM248 53V52H247ZM164 54H166V53H164ZM234 54V53H233ZM232 54V55H233ZM244 53H242V55H243ZM162 55V54H161ZM215 55H217L218 57H219V53H216V54H214V57H216ZM231 55V54H230ZM229 55V57H231L232 58V56H230ZM235 55V54H234ZM237 55V56H238ZM242 55H240L241 57H242ZM163 56V55H162ZM236 56V55H235ZM247 55H245L244 57H246ZM252 56V55H251ZM264 56V55H263ZM156 57H157V59L159 58V56L157 55V56H155V59H156ZM209 57H211V55L209 56ZM217 57V58H218ZM241 57H237V58H235V57H233V58H235L236 60L237 59H240ZM260 57V56H259ZM261 57H262V55H261ZM208 58V57H207ZM231 58H229V59H231ZM232 58V59H233ZM247 58H248V56H247ZM247 58H245V60H244V58H242L243 59V62H245L246 60H247ZM148 59H150L151 60V57L149 58V57H147V60ZM156 59V60H157ZM213 59V58H212ZM215 60H216V58H214ZM232 59H231V61H232ZM146 59H145V62L147 61ZM215 60H213V66H215L216 65V62H215ZM234 60L235 62H237V68H238V70L239 71H241V72H237L238 73V76L240 75V73H243L244 72V74L246 73V74H248L247 72H245L244 71V67L246 68V69H248L249 68V66H248V68H247V66H244V65H246V64H243V62L241 63V64H239L241 61L240 60ZM4 61V60H3ZM153 61V62H152ZM152 61H149L147 64H148V66H150L149 65V63L151 62V63H155L156 61H154V58H153V60ZM162 60H159L158 62L160 63ZM211 61V60H210ZM230 61V60H229ZM231 61H230V63L229 64H232V65H234V63H231ZM240 61V62H239ZM249 61V60H248ZM247 61V62H248ZM239 62V63H238ZM254 62V61H253ZM252 62V63H253ZM6 63V62H5ZM144 63V62H143ZM150 63V64H151ZM162 64H164L163 62H161ZM161 63H160V65H161ZM226 63V64H225ZM223 62V63H221V64H223V65H227V61L226 62ZM249 63V62H248ZM259 63V62H258ZM146 64V65H147ZM156 65H158V68H160L161 66L159 65V64H157V62L155 63ZM256 64V63H255ZM262 64V63H261ZM5 65V64H4ZM144 65V64H143ZM241 66V65H243V66H241L242 67V69H243V71L242 70H240L239 69V67L238 66ZM148 66H145L144 65V67H145V69H147L146 70V73H148V71L149 70H151V69H149V68H152L153 67V64H152V67H148ZM160 66V67H159ZM165 66V65H164ZM163 66V67H164ZM228 66H230V65H227V67ZM147 67V68H146ZM156 67V69H154L155 71L158 69L157 68V66H155ZM222 67V66H221ZM227 67H225L224 68V66H223V68H224V70H226V68ZM234 67V66H233ZM233 67L231 68V66H230V68L232 69V71H230L229 70V68H228V70L229 71H227V77L229 76V74H230V72H233L234 70H233ZM154 68V67H153ZM222 68V69H223ZM251 68V67H250ZM6 69V68H5ZM149 69V70H148ZM7 70V69H6ZM170 70V69H169ZM250 70V69H249ZM236 71V70H235ZM248 71V70H247ZM158 72V71H157ZM156 72V73H157ZM145 73V74H146ZM233 73H236V72H233ZM233 73H231V74H233ZM151 75H153V74H151ZM157 74H154V76H156ZM237 75V74H236ZM231 76V75H230ZM229 76V77H230ZM245 76V75H244ZM243 76V77H244ZM247 76H249V75H247ZM145 77V76H144ZM147 78H149L150 76H146ZM145 77V78H146ZM159 77V76H158ZM157 77V78H158ZM230 78H232V81L234 80V76L233 77H230ZM247 78H249V82H250V84H252L253 85V87H255V88H257V90L259 89L260 91H261V93L262 92H264V66H257V67H254V69H253V71L251 72V74H250V76L249 77H247ZM151 79V78H150ZM152 79L154 80L155 78H153L152 77ZM161 79V78H160ZM228 79V78H227ZM235 79H240V78H238V77H236ZM246 79V78H245ZM152 80V81H153ZM157 80V79H156ZM228 80H230L231 81V79H228ZM147 81H149V80H147ZM229 81V82H230ZM240 81H241V79H240ZM246 81V80H245ZM248 81V80H247ZM155 82V81H154ZM154 82H151V81H149L148 83H150V85H152ZM214 82V81H213ZM227 82V81H226ZM239 82V81H238ZM242 82V81H241ZM232 83H235L234 81L232 82ZM7 84H6V86H7ZM236 84V83H235ZM246 84H247V82H246ZM182 85H184V84H182ZM227 85V84H226ZM238 85H243V84H238ZM237 85V86H238ZM181 85H179V87H180ZM185 86V85H184ZM188 86H190V85H188ZM188 86H185V88H183L184 89V91L183 92H186V91H188L187 90V87ZM236 86V85H235ZM234 86V87H235ZM247 86V85H246ZM166 87H168V86H166ZM173 88H171V87H169V88H171L172 90L175 88L174 86H172ZM177 87H178V85H177ZM191 87V86H190ZM241 87V86H240ZM245 86H243L242 88H244ZM249 87H251V86H249ZM2 88V89H1ZM156 88V87H155ZM164 88H165V86H164ZM163 88V89H164ZM180 88H182V87H180ZM179 88V89H180ZM211 89H212V87H210ZM237 88V87H236ZM235 88V89H236ZM162 89V90H163ZM176 89V91L177 90H179V89H177V88H175ZM175 89L173 90L174 92H175ZM209 89V88H208ZM215 88L213 87V90H214ZM232 89V88H231ZM157 90V89H156ZM160 91H161V89H159ZM159 90H157L156 92H158ZM170 90V89H169ZM186 90V91H185ZM191 90H194V89H192L191 88ZM216 90V89H215ZM217 90H218V88H217ZM234 90V89H233ZM241 90V89H240ZM239 90V91H240ZM149 91L150 90H148V92H147V95H148V93H149ZM153 91V90H152ZM154 91H155V89H154ZM173 91H169L168 93H166L167 95L168 94H170V92L171 93H173ZM237 91L238 90H236L235 92L237 93ZM156 92H155V95H156ZM182 92V93H183ZM189 92V91H188ZM192 92V91H191ZM210 92H212L213 93V91L211 90ZM150 93H151V91H150ZM208 93H209V91H208ZM211 93V94H212ZM227 93V92H226ZM226 93H224L223 94V96H224V98H225V95H226ZM231 93V92H230ZM235 93V94H236ZM152 94H154V92L152 93ZM151 94V95H152ZM186 94H188V93H186ZM191 94V93H190ZM189 94V95H190ZM192 94L194 95L195 94V92L193 91L192 92ZM191 94V95H192ZM210 94V93H209ZM263 94V96H264V93H262ZM163 95V94H162ZM162 95L160 96L159 95V97H157L156 96V98H158V99H160V97H161V100L162 99H165L164 97L162 98ZM167 95H163V96H167ZM171 95V94H170ZM176 95V94H175ZM175 95L174 96H171L172 98L173 97H175ZM190 95V96H191ZM199 95V94H198ZM215 94H213V95H211V96H214ZM149 96V95H148ZM154 96V95H153ZM182 96H183V94H182ZM185 96H187V95H185ZM200 96V95H199ZM208 96V95H207ZM210 96V97H211ZM223 96H221L222 98H223ZM228 96V95H227ZM226 96V97H227ZM5 97V96H4ZM169 97V96H168ZM168 97H167V99H168ZM171 97L169 98V99H171ZM177 97V96H176ZM175 97V98H176ZM187 97H189V96H187ZM194 97H196V94L194 95ZM229 97H231V95H229ZM155 98V99H156ZM171 99L170 101H173V102H170V101H168L167 100V102L166 103H168V102H170L169 104H167V105H163V103H165V101H166V99H165V101L162 103V102H160L161 100H158V99H156L157 101H156V103H154L155 102V100H154V102L152 103L151 102V104L150 105H155V104H157V102H158V104H160V103H162L161 105L164 107V106H166V109L165 110H167V108L169 109V108H171V107H173V111H171L172 109H170V111L171 112H174L175 110H176V112H177V110H178V108L176 109L175 107L177 106L176 104L178 103L177 102V99ZM186 98V97H185ZM199 98H202L201 100H202V102L204 103L205 101H204V99H203V97H198L197 99L199 100V102L201 101ZM180 100H181V98H179ZM188 99V98H187ZM193 99V98H192ZM219 98H215V100H218ZM221 99V98H220ZM220 99H219V101H220ZM238 99H240L239 97H238ZM242 99V98H241ZM240 99V100H241ZM176 100V101H175ZM179 100V101H180ZM185 100V99H184ZM184 100H182L183 102H184ZM197 100V101H198ZM223 100V99H222ZM244 100V99H243ZM192 101V100H191ZM196 101V100H195ZM209 101V100H208ZM212 101V100H211ZM210 101V103H212ZM176 102V103H175ZM183 102H181L180 101V103H182V104H184V105H187L185 102L183 103ZM189 102H190V100H189ZM188 102V103H189ZM202 102H200V103H202ZM215 102V101H214ZM213 102V103H214ZM217 102V101H216ZM235 102V101H234ZM242 102V101H241ZM241 102H240V104H241ZM165 103V104H166ZM172 103H174V105H176V106H173V104ZM191 103V102H190ZM196 103V102H195ZM199 103V104H200ZM207 103V102H206ZM182 104H180V106L182 105ZM192 104V103H191ZM208 104V103H207ZM232 104H234V103H232ZM238 104V103H237ZM236 104V106H234L233 108H235V107H239V105H237ZM259 104H261V103H259ZM170 105V106H169ZM179 105V104H178ZM189 106H190V104H188ZM158 106V108H159V105H157ZM169 106V107H168ZM180 106H178V107H180ZM183 106V105H182ZM189 106H187L188 108H189ZM192 106H194V102H193V105ZM198 105L196 104V107L194 106L193 108H191V106H190V108H191V110L192 109H197L198 111H200L199 110V108L200 107H203V104H202V106L200 105L199 107H197ZM242 106V105H241ZM243 106H244V104H243ZM261 107H259V105H257L256 106V108L257 109H259V110H261V109H263L264 108V106L262 107V104L260 105ZM187 107H185L184 108V110H183V108H181L183 111L182 112H188L187 111ZM205 107V106H204ZM229 107V106H228ZM227 107V108H228ZM247 107H248V104H247V106H245L244 108H246L247 109ZM162 108V107H161ZM165 108V107H164ZM151 109V108H150ZM153 109V108H152ZM181 109H180V111H181ZM186 109V110H185ZM201 109V108H200ZM241 109H243V108H241ZM241 109H239V110H241ZM254 109V108H253ZM190 110V109H189ZM238 110V111H239ZM245 110V109H244ZM249 110V109H248ZM248 110H245V111H248ZM169 111V110H168ZM168 111H164V112H166V116L169 118V116L171 115H173V113L172 114H169V116H168ZM194 111V110H193ZM192 111V112H193ZM237 111V110H236ZM235 111V109L233 110V114H237V112ZM245 111L244 112H238V117L240 118V116H242L240 113H242L243 114V116L245 115V117L244 118H246L247 117V115H249L248 113H250L251 111H249L248 113L246 112L245 113ZM154 112V111H153ZM175 112V113H176ZM234 112H236V113H234ZM256 111L254 110V112H252L253 114L255 113ZM174 113V114H175ZM180 113V112H179ZM195 113V112H194ZM211 113H213V112H211ZM218 113V112H217ZM245 113V114H244ZM251 113V114H252ZM257 113V112H256ZM262 113H264V110H263V112ZM159 114V113H158ZM162 114V113H161ZM161 114H160V116H161ZM164 114H162V117H164ZM198 115H202V111L200 112V113H197ZM210 114V113H209ZM185 115V114H184ZM188 115V114H187ZM189 115H190V112H189ZM192 115H194V116H192ZM196 116L195 114H193V113H191V115H190V119H191V117H199V116ZM226 115V114H225ZM225 115H222V118H221V120H223V118H224V120H225ZM235 115H232V116H234V118H236V119H234L233 118V121H236L237 119H238V122H235V124L237 123V124H239L240 122H241V119H239V118H237V116L235 117ZM240 115V116H239ZM264 114H262V116H263ZM158 116V115H157ZM213 116V115H212ZM224 116V117H223ZM231 116V117H232ZM242 116V117H243ZM257 116H259V115H257ZM144 117V116H143ZM182 117V116H181ZM188 118H189V116H187ZM204 117H206V115L204 116ZM230 117V118H231ZM166 118V117H165ZM188 118H186V119H188ZM201 118H202V116H201ZM217 118H218V116H217ZM253 118H255L254 116H253ZM151 119H152V115H151ZM151 119H149L150 121H151ZM182 119V118H181ZM180 119V117H179V119L178 120H181ZM185 119V120H186ZM189 119V121L191 122V120ZM197 119H200V117L199 118H197ZM243 119V118H242ZM250 119V118H249ZM256 119H258L257 117H256ZM168 120V119H167ZM183 120V119H182ZM219 120H220V115H219ZM228 120H229V118H228ZM240 120V121H239ZM245 120V119H244ZM194 121H196L195 119H194ZM226 121V120H225ZM233 121H228V122H230V123H234ZM243 121V120H242ZM153 122L155 123V121L153 120ZM153 122H151V123H153ZM224 122V121H223ZM248 122H249V120H248ZM258 122H259V120H258ZM257 122V123H258ZM153 123V124H154ZM194 123V122H193ZM196 123V122H195ZM230 123H228V125L230 124ZM241 123H243V122H241ZM240 123V125H243V129H245V127L247 128V126H249V127H252L253 125L252 124H250V125H245L244 126V123L243 124H241ZM245 123H247V122H245ZM255 123V122H254ZM149 124V123H148ZM160 124V123H159ZM191 124V123H190ZM256 124V123H255ZM23 125V124H22ZM193 125V124H192ZM228 125H226V127L228 126ZM231 125V124H230ZM230 125L228 126V127H230ZM232 125H234V124H232ZM152 125H150V127H151ZM191 126V125H190ZM236 126V125H235ZM238 126V125H237ZM256 126V125H255ZM258 126V125H257ZM146 127V126H145ZM145 127H144V130H145ZM149 127V126H148ZM156 128H154V130L156 129L157 131H158V129H159V127L157 128V126H155ZM232 128H230L229 130H227V132L229 131V132H231V133H234V132H232V131H230L231 129L232 130H235L234 129V126H231ZM238 127H241V126H238ZM248 127V128H249ZM254 127V126H253ZM262 127V126H261ZM143 128V127H142ZM152 128V127H151ZM166 128V127H165ZM191 128V127H190ZM199 128V127H198ZM205 128V127H204ZM246 129V131H248V130H250L251 129V131L254 133V129L252 130V128H249V129ZM255 128V127H254ZM259 128H260V126H259ZM148 130H149V128H147ZM238 129H241V128H238ZM243 129H241V132L243 131L244 132V130ZM135 130V129H134ZM160 130H162V129H160ZM166 130V129H165ZM165 130H163V131H165ZM184 130V129H183ZM191 130V129H190ZM189 130V131H190ZM195 130V129H194ZM202 130H204V129H202ZM201 130V131H202ZM151 130H149L148 132H150ZM162 131V132H163ZM188 131V132H189ZM192 131V130H191ZM191 131L189 132V133H187V134H191ZM207 131V130H206ZM236 131V130H235ZM240 131V130H239ZM250 131V133H252ZM255 131H256V128H255ZM142 132V131H141ZM140 132V133H141ZM146 132V131H145ZM148 132H147V134H148ZM153 132H155L156 134H158L160 131H158V132H156V131H153ZM168 132H170V131H168ZM184 132H185V130H184ZM183 132V133H184ZM195 133L197 132V131H194ZM194 132H193V134H191V136L192 137H194L193 135H194ZM199 132V131H198ZM228 132V133H229ZM151 133V132H150ZM149 133V135H151V137H152V134L153 133H151L150 134ZM154 133V134H155ZM164 133H166V131L164 132ZM186 133V132H185ZM184 133V134H185ZM223 133V132H222ZM228 133H226L225 135H223V136H225V137H227L228 136ZM239 132H237V133H235V136H237V135H239L238 134ZM143 134V133H142ZM146 134V135H147ZM155 134V135H156ZM170 134H172V133H169V135ZM197 134V135H196ZM195 135H196V138H197V136L198 137H200V134H203L204 135V133L203 132H201L200 134H198V133H196ZM207 134H209V133H207ZM212 133L210 132V135H211ZM237 134V135H236ZM259 134L260 133H257L256 135H257V137H255V139L254 138H252L253 139V141L255 142H257V140L256 139H258V136H259ZM145 135V136H146ZM159 135V134H158ZM157 135V136H158ZM162 135H164V134H162ZM161 135V136H162ZM188 135V136H189ZM203 135H202V138L200 137V138H197L198 139V141L201 139L202 140V142H203V140H207V137H205V135H204V138H203ZM232 135H234V134H232ZM248 135H250V134H248ZM253 135V134H252ZM255 134H254V136H256ZM168 136V135H167ZM180 136V135H179ZM183 136V135H182ZM182 136H180V137H182ZM185 136V135H184ZM187 136V135H186ZM185 136V137H186ZM207 136V135H206ZM230 136V135H229ZM241 136H246V134L245 135H243V134H241ZM241 136H239V137H241ZM262 136H263V134H262ZM135 137V136H134ZM146 137H148V136H146ZM171 137H173V136H170L169 138L167 137L165 140V142H169L168 140H170V138ZM180 137H178V139L180 138ZM185 137H182V138H185ZM209 137V136H208ZM216 137V136H215ZM149 138H150V136H149ZM158 138V137H157ZM174 138H176V137H174ZM172 139L171 138V140H174L175 141V139ZM206 138V139H205ZM212 138H213V136H212ZM217 138H218V136H217ZM224 138V137H223ZM228 138H231V137H228ZM243 138V137H242ZM242 138H241V140H242ZM245 138V137H244ZM259 138L261 139L262 137H260L259 136ZM21 139V138H20ZM145 139V138H144ZM187 140H191V141H193V142H191V143H194L193 144V148L194 147H196V143H197V145L200 143V142H194V141H197L196 139L194 140V138H190V136L188 137V138H186ZM185 139V140H186ZM193 139V140H192ZM210 140H211V138H209ZM226 140H225V143H227V138H225ZM251 139V140H252ZM263 139L264 138H262L261 140L263 141ZM33 140H34V138H33ZM142 140V139H141ZM147 140H148V138L146 139V140H144V141H146L147 142ZM186 140V142H185V144L187 145L188 144V142L189 141H187ZM200 140V141H201ZM241 140L239 139V142L237 141V143L238 144H236L235 142H231L232 140H229L231 143H232V145H238L237 147H235V145L233 146V147H235L234 149H235V151H236V149L238 148V147H241L242 148V150H241V148L239 149H237L238 151H239V153L241 152V151H245V149H243V147H242V143H241ZM261 140H259V141H261ZM214 141V142H213ZM216 141L218 142H221V140H217L216 139ZM228 141V142H229ZM233 141H235L234 139H233ZM247 141V140H246ZM246 141H244V139H243V145H244V143L246 142ZM253 141L252 142H250L249 141V144H253L254 145V143H253ZM259 141H258V144L255 146V150H259V147L260 148H263V150H264V146H262L261 147V145L263 144L264 145V143L262 142H260L259 143ZM23 142V141H22ZM145 142V143H146ZM159 142V141H158ZM158 142H157V144H158ZM162 141H160L159 142V144H158V146H154V145H152V146H154V147H152L151 145V147H148L149 149L147 150V156L148 157H150L151 159L152 158H156L157 156H158V154L161 152L162 154L163 153H168L169 154V156H168V154H167V156L165 157V158H167V157H170L171 158V156H170V153L172 154L173 153V149L172 150H167V148L165 149V148H161L159 145H161V144H163V143H161ZM180 142V141H179ZM205 142V143H204ZM203 142V146H208V145H210L211 143H214V144H217V142L215 143V140L213 139L212 141H209V140H207V142L206 141H204ZM210 143V144H207V143ZM229 142V143H230ZM248 142V141H247ZM246 142V143H247ZM144 143V142H143ZM171 143V142H170ZM168 144V145H171V144ZM173 143L174 142H172V145H173ZM176 143V142H175ZM190 143V142H189ZM135 144V143H134ZM136 144H137V142H136ZM140 144V143H139ZM166 144V143H165ZM178 144V143H177ZM177 144H175V145H177ZM181 145H182V143H180ZM179 144V145H180ZM185 144L183 145V149H184V151H182L181 153L178 151V150H176V152H177V154H178V152L180 153V154H182L183 152V154L182 155H180V154H178L177 156H176V154L174 153V155H175V157L177 158V157H179V158H183V156L185 155V153H186V155H185V158L186 159H188L186 156L187 155H190V158L187 160L188 161V163H185V162H187V161H185L184 159L185 158H183L182 160L183 161H185V162H183V161H181V160H179V158H178V160L175 158V160H174V158H173V160L171 161V159H170V162L168 161V165L170 166V164H171V162H173V161H175V162H173V163H176V165H174V164H172V167H173V169H175L176 168V166L177 165H179L180 163L182 164H180V166L186 171L187 169L188 170H190L189 168H187V164H188V167H190V166H194L195 164V166H197V164L199 163V164H202V166L203 165H210V160H213L212 161V163L214 162V164H212L211 163V165L212 166H218V165H220L221 166V164H222V166L224 165L221 161H222V159H223V161H225L226 160V158H225V160H224V157H226V156H224V154L226 153L228 156L229 155H231L232 153V155H234L233 156V158H235L236 159V162H238V163H236L237 165L239 164L240 165V167L242 168V172H244V169L246 168H243L242 167V164H245L246 166H248V164H246V163H248V161H246V163H243L248 157L247 156H249L250 157V155H247V153H249V152H246L245 154H244V152H242L241 154H239L240 155V157L242 156L243 157V155H244V157L243 158H245V159H241L240 157V160L237 158V156L235 155V153L237 154L238 153V151L237 152H235L234 153V150L232 149V148H230V145L227 143V146H229L228 147V149L230 148V149H232L231 150V152H230V154H229V152L227 153L226 151V149L225 148H227V146L225 147V148H223L224 146L223 145H226V144H222L221 145V147H222V151L220 152V150H217L216 151V153H215V155H219L220 156V154H221V156H220V158H219V161L217 160L218 159V157L215 159L214 157H216L214 154H212V155H210L211 153H213L212 151H211V153L210 154H208V155H210V156H208V155H205V153H208L207 151H208V149H209V146H208V148H205L204 150H206V152L204 153V152H202L201 151V153L200 154H202V153H204V154H202L203 155V157H199V156H201V155H199V153H198V151L200 152V150H198V149H203V148H201V147H199V145H198V149H197V151L195 150V149H192L191 148V145H190V147H188L189 149H192L193 151H191L190 152V150L189 149H187V151L185 150ZM206 144V145H205ZM213 144V145H214ZM241 146H240V145ZM23 145V144H22ZM212 145V147H211V145H210V147H211V149L214 151L215 149H214V146ZM245 145H248V143L247 144H245ZM252 145V146H253ZM260 145V146H259ZM147 146V144L146 145H144V147L145 148H147L146 147ZM163 146H164V144H163ZM185 146V147H184ZM254 146H253V148H254ZM257 146H259V147H257ZM21 147V146H20ZM137 147V146H136ZM139 147H140V145H139ZM144 147H142V148H144ZM170 147L171 146H169V149H170ZM172 147H174V146H172ZM182 147V146H181ZM232 147V146H231ZM177 148H180V147H178V145H177ZM244 148H246V147H244ZM253 148H252V150H253ZM258 148V149H257ZM130 149V148H129ZM135 149V148H134ZM133 149V150H134ZM138 149H141V148H138ZM211 149H209V150H211ZM219 149V148H218ZM224 149H225V153H224ZM195 150V151H194ZM261 150V149H260ZM172 151V152H171ZM181 151V150H180ZM190 153H192V152H197L198 153V157H199V160L201 161L202 159H204V160H202L201 162L199 161L198 162V158H197V156H196V158L195 157H193V161H194V165L192 164L191 165V163H193V161L191 160L192 159V157H191V155L192 154H190ZM135 152V151H134ZM222 152L224 153L223 154V156H222ZM257 152V151H256ZM263 152V151H262ZM7 154V157H8V167L5 169L4 168V166H3V158L5 157L4 156V154ZM189 153V154H188ZM260 153V152H259ZM141 154V153H140ZM194 154V153H193ZM225 154V155H226ZM264 154V153H263ZM144 155H146V154H144ZM261 155H262V153L259 155L260 157H261ZM39 156V155H38ZM137 156V155H136ZM141 156V155H140ZM182 156V157H181ZM204 156H206V158L208 157V159H209V157L211 158V159H209L208 161H209V163L208 164H204V163H207L208 161H205V160H207L206 158H204ZM227 156V157H228ZM263 157H264V155H262ZM147 157V158H148ZM230 157L231 156H229L228 158L230 159ZM263 157H261V158H263ZM39 158H40V156H39ZM158 158V157H157ZM201 158V159H200ZM213 158V159H212ZM228 158H227V160H228ZM233 158H231V160H229L228 162H230V161H235V160H233ZM5 159V158H4ZM135 159V158H134ZM161 159V158H160ZM159 159V160H160ZM168 159V158H167ZM168 159V160H169ZM237 159H238V161H237ZM249 160H250V158H248ZM247 159V160H248ZM147 160V159H146ZM156 160V159H155ZM158 160V159H157ZM166 160V159H165ZM189 160H190V162H189ZM196 160H197V163H196ZM244 160V161H243ZM137 161V160H136ZM167 161V160H166ZM177 161L179 162L178 164H177ZM181 161V162H180ZM192 161V162H191ZM240 161L242 162V163H240ZM252 161H254L255 162V159H252ZM142 162V161H141ZM164 162V161H163ZM183 162V163H182ZM216 162H220V163H216ZM228 162L226 161V163L225 164H227L228 166H230L229 164H228ZM230 163V164H233V163ZM166 163V162H165ZM189 163H190V166H189ZM234 163V165H236ZM256 163V166H257V162H255ZM154 164H155V162H154ZM153 164V166H156V165H154ZM162 164V163H161ZM183 164H184V166H183ZM260 164H264V163H260ZM259 164V165H260ZM175 167H174V166ZM234 165H231V166H234ZM238 165V166H239ZM194 166V168L193 167H190V168H192L191 170H190V172L187 170L186 172L184 171V173H179V171H178V174H176V173H174V174H172V175H174L173 177H174V179H176V178H178V179H176L175 181L177 182V183H173L170 187H168L170 190H171V192L169 191V190H167V187H165L164 185H163V189L161 190H159V189H157V190H155L151 185L152 184H149V182H146V183H144L143 181H141V182H143V184H142V188L141 187H137L136 186V189L138 188V190L139 189H141V191H138V193H141L140 194V197L143 199L144 197H142L141 195L142 194H144V195H147L146 197L148 198L149 196H151V198H152V196L154 197V195L155 194H158V195H162V197L163 198H165V195L164 194H166V196L168 195V191L170 192V193H174L175 195H180V196H182V198H184V200H186L187 202H189L190 203V205H193L194 207H197V208H200V209H202L206 214H208V213H210V211L208 210V207H209V203H211V202H209V201H211V199L213 198V195L211 196L212 198L210 199V192H211V190H212V186H213V190H215L216 188H214V186H216V185H218L219 186V184L217 183L216 184V182H218V179H217V181H215V183L213 182V184H211L210 182L211 181H208V178H207V174H206V180H205V182H199L200 180V178L201 179H203L202 177H199L198 175H196L195 176V178H193V177H191V178H193V179H195V181H192V179L190 180V177H189V175L190 176H192V175H194V174H190L192 171L193 172H195V170H197V172H199L200 174L203 172L201 169L204 167H202V166H200L201 168L199 169V167H195ZM217 166H216V168H217ZM220 166H218V167H220ZM225 166V165H224ZM252 166V165H251ZM250 166V167H251ZM264 166V165H263ZM172 167H170V168H172ZM181 167H178L177 169L179 170V168H180V171H182L181 170ZM225 167H227V166H225ZM224 167V168H225ZM249 167V168H250ZM148 168H149V165H148ZM169 168V169H170ZM196 168V169H195ZM216 168H214V169H216ZM222 167H220V169H221ZM231 168L232 167H229V169H222L219 173L221 174V172H223L222 173V175L221 176H223V174H224V172L225 171H227V174H224L225 176H224V179L226 178V175L228 176V178L230 179L231 177H233V176H231V177H229L230 176V174L231 175H234V177H236L237 176V178L238 177H240V175H244L241 171L239 172V173H242V174H240L239 175V173L237 172V171H239L241 168H239V169H236L237 167H235L234 166V170H232V171H235V172H237L238 173V175L237 174H234V172H231ZM248 168V167H247ZM248 168V172H249V169ZM252 169L250 170V172L254 169L255 170V166L253 165L252 167H251ZM258 169H259V166L257 167ZM155 169V168H154ZM168 169V170H169ZM173 169H171V171H173ZM177 169L175 170V172L177 171ZM209 169H210V167H209ZM218 169V168H217ZM258 169H256L257 171H258ZM260 169H262L261 167H260ZM144 170H146V169H144ZM156 170V169H155ZM213 170V169H212ZM225 170V171H224ZM237 170V171H236ZM255 170V172H257ZM18 171V170H17ZM152 171V170H151ZM200 171H202V172H200ZM216 171V170H215ZM219 171V170H218ZM246 171V170H245ZM153 172V171H152ZM166 172V171H165ZM164 172V173H165ZM170 172V171H169ZM168 172V173H169ZM192 172V173H193ZM196 172V173H197ZM228 172H230L229 173V175H228ZM143 173H145V172H143ZM163 173V174H164ZM171 173V172H170ZM198 173V174H199ZM214 173V172H213ZM218 173V174H219ZM226 173V172H225ZM246 173V175L248 176L249 174H247V172H245ZM252 173H254L253 171H252ZM120 174V173H119ZM125 174V173H124ZM209 174V173H208ZM255 174H257V173H255ZM253 175V178L251 179V178H247L249 181L250 180H254V178H256L257 177V175ZM264 173L262 172V174L260 173V176L261 175H263ZM139 175H140V173H139ZM171 175V176H172ZM236 175V176H235ZM146 176H147V174H146ZM170 175H168L167 176V174L165 175V177H169ZM171 176H170V178H171ZM198 176V178H196ZM205 176V175H204ZM219 177H220V175H218ZM250 177H251V175H249ZM248 176V177H249ZM254 176H256V177H254ZM139 176H137V178H138ZM141 177V176H140ZM210 177H211V173H210ZM243 177L244 176H242V179H240L239 180V178H238V180L236 181H234V182H237V183H234L232 180L234 179H232L231 181L233 182V183H226V187H227V189L232 193V194H239V196L240 195H242V196H251L252 198H251V202L250 203H252V205L253 206H255L256 208H258V209H260L262 212H264V190H263V188H264V186H263V184H264V176H262V183H261V181H260V183H259V181H258V183H257V181L255 182V180L253 181L254 183H256V185H257V187H256V185H254V184H250L249 182H245L244 180H246V176L244 177L245 179H243ZM125 178V177H124ZM127 178V177H126ZM134 178H135V175H134ZM143 178H144V176H143ZM155 178V177H154ZM169 178V179H170ZM183 178L184 179H186V178H189V180L191 181H188L187 182V179L186 180H183ZM226 179V180H229V179ZM241 178V177H240ZM261 178V177H260ZM17 179V178H16ZM15 179V180H16ZM120 179V178H119ZM128 179H132V178H130V176L127 178V182H128ZM136 179V178H135ZM163 179H164V177H163ZM171 179H173V178H171ZM181 179H182V181H184V182H181ZM222 179V178H221ZM178 180V181H177ZM196 180H198V181H196ZM209 180H212V179H209ZM220 180V179H219ZM258 180H261V179H259L258 178ZM31 181V180H30ZM125 181V180H124ZM160 181L162 182V180L160 179ZM170 181V180H169ZM172 181V180H171ZM185 181H186V183H185ZM221 181V180H220ZM230 181V180H229ZM228 181V182H229ZM242 181H244V182H242ZM132 182V181H131ZM131 182H130V184H131ZM134 182V181H133ZM136 182H138V180H136ZM156 182H157V180H156ZM179 182V183H178ZM206 182H209V183H206ZM224 182V181H223ZM225 182H227V181H225ZM224 182V183H225ZM95 183V182H94ZM139 183V182H138ZM135 184V183H134ZM163 184V183H162ZM216 184V185H215ZM43 185V184H42ZM94 185V184H93ZM117 185V184H116ZM132 185V184H131ZM155 185V184H154ZM223 185V184H222ZM221 185V186H222ZM224 185L222 186V188L218 191V190H215V191H218L217 193H221L222 192V189L224 190H226V188H223L224 187ZM251 185L254 187L255 186V188L256 189H254L253 187H251ZM118 186V185H117ZM127 187H128V185H126ZM135 186V185H134ZM162 186V185H161ZM251 188H250V187ZM127 187H126V189H127ZM232 187V188H231ZM234 187V188H233ZM261 187H263V188H261ZM128 188H130V186L128 187ZM133 188V187H132ZM158 188H161V187H159L158 186ZM105 190V189H104ZM116 191H118L117 189H115ZM132 190V189H131ZM224 190V191H225ZM61 191V190H60ZM126 192H127V190H125ZM215 191H213V192H215ZM52 192V191H51ZM85 192V191H84ZM126 192H125V195H126ZM227 192V191H226ZM226 192H222L223 194L224 193H226ZM230 192H227V193H229V195H230V197H231V193ZM68 193V192H67ZM121 193V192H120ZM123 193V192H122ZM129 193H131V192H129ZM128 193V194H129ZM133 193V192H132ZM137 193V194H138ZM216 193V192H215ZM221 193V194H222ZM66 194V193H65ZM119 194V193H118ZM55 195H57V193L55 194ZM124 195V196H125ZM216 195V194H215ZM214 195V196H215ZM229 195H228V197H229ZM120 196H121V194H120ZM138 196V195H137ZM178 196H177V198H178ZM219 194H217V196H215L214 197V202L213 203H215V201L216 200H220V202H221V196H222V198H223V195H221L220 196V198H219ZM224 196H226V194L224 195ZM239 196L237 195V198H239ZM52 197V196H51ZM59 197V196H58ZM61 197V196H60ZM128 197H131V195L130 196H128ZM139 197V198H140ZM216 197H218L217 199H216ZM227 197V196H226ZM228 197H227V203H228V201L229 200H231V199H233L232 197H234V196H232L231 197V199L229 198V200H228ZM241 197V196H240ZM63 198H65V196L63 197ZM70 198V197H69ZM160 198V197H159ZM175 198V197H174ZM181 198V197H180ZM181 198V199H182ZM235 198V197H234ZM236 198V199H237ZM246 198V197H245ZM158 199V198H157ZM161 199V198H160ZM169 199V198H168ZM240 199V198H239ZM247 199V198H246ZM129 200V199H128ZM149 200V199H148ZM151 200V199H150ZM159 200V199H158ZM157 200V207L155 206V208L156 209H160V211H161V209L163 210L164 209V213L167 215V213L170 211V212H172V214L173 215H175L174 213H176V214H178V212L180 213V210H181V213L183 212V211H185L184 212V214L187 212L186 210H188V209H186V210H182V209H180V210H175V211H173V210H171L172 208L173 209H176V208H178L179 206L181 207L182 205H179L177 202H176V204H177V206H176V204L174 205L176 208H174L173 206H171L172 208H169L168 210H166V208H168V206L166 207V205L169 203V201L166 203V205H165V202L162 200V201H158ZM169 200H171V198L169 199ZM175 200H176V198H175ZM223 200V202H224V198L222 199ZM147 201V200H146ZM155 200L153 199V202H154ZM173 201V200H172ZM234 201V200H233ZM237 201H238V199H237ZM160 202H161V206L162 205H164V207L165 208H162V207H159V205H160ZM162 202H164V204L162 203ZM230 202V201H229ZM231 202H232V200H231ZM230 202V203H231ZM234 202H236V201H234ZM238 202H241V201H238ZM142 203V202H141ZM149 203V202H148ZM171 203H175V202H170L169 204H171ZM219 203V201L217 202V204ZM227 203H226V205H227ZM151 204V205H150ZM221 204V203H220ZM224 204V203H223ZM238 204V203H237ZM243 204V203H242ZM149 205H150V207H152V202L151 203H149ZM189 205V204H188ZM222 205V204H221ZM220 205V206H221ZM240 205H241V203H240ZM239 205V206H240ZM244 205V204H243ZM51 206L54 208V212L50 209L51 208ZM125 206V205H124ZM186 206V205H185ZM212 206V205H211ZM217 206V205H216ZM219 206V207H220ZM228 206V205H227ZM229 206H231L230 204H229ZM233 206H235L234 204H233ZM232 206V207H233ZM238 206V207H239ZM218 208V207H217ZM129 209H130V207H129ZM148 209V208H147ZM147 209H146V213L147 214H144L143 213V209L141 210V212H142V214H144V215H148V211L149 210H151V213H152V209H149L148 211H147ZM222 209H224V208H222ZM227 209V208H226ZM51 210V211H50ZM191 210V209H190ZM156 211V210H155ZM160 211H159V213H160ZM167 211V212H166ZM177 211V212H176ZM189 211V210H188ZM128 212V211H127ZM140 212V211H139ZM156 212H158V211H156ZM155 212V214H157L158 216H156L157 218L160 216L161 217V215L162 214H164V213H162L161 212V214L159 215V213H156ZM169 212V214L167 215V217L168 216H170V213ZM222 212V211H221ZM231 212V211H230ZM150 213V214H151ZM188 213V212H187ZM190 213V212H189ZM188 213V214H189ZM236 213V212H235ZM256 213H259L258 212V210H257V212ZM129 214H130V212H129ZM141 214V215H142ZM149 214V215H150ZM162 215L163 217L164 216H166V215ZM203 214V213H202ZM124 215H125V213H124ZM140 215V214H139ZM140 215V216H141ZM190 215V214H189ZM192 215V214H191ZM211 215V214H210ZM221 215V214H220ZM255 215H258V214H255ZM260 215V214H259ZM145 216V217H146ZM194 216V215H193ZM134 217V219H135V217H137V216H133ZM139 217V216H138ZM137 217V218H138ZM142 217H143V215H142ZM159 217V218H160ZM170 217H172V215L170 216ZM194 217H196V215L194 216ZM201 217H202V215H201ZM207 217V216H206ZM150 218V217H149ZM156 218V219H157ZM162 218V217H161ZM169 218V217H168ZM167 218V222H165L164 221V219L165 218H162V220H163V222L166 224V223H168V224H171V218H169L168 219ZM174 218V217H173ZM203 218V217H202ZM201 218V219H202ZM213 218V217H212ZM134 219H132V220H134ZM139 219V218H138ZM142 219V218H141ZM151 219V218H150ZM150 219H148V221L147 222H149V220ZM206 219H208V218H206ZM220 219V218H219ZM143 220V219H142ZM158 220V219H157ZM169 220V221H168ZM173 220V219H172ZM145 221V220H144ZM143 221V222H144ZM153 221V220H152ZM152 221H150V222H152ZM133 222H135V223H133V224H136L137 223V220L135 219ZM139 222H141L142 223V221H139ZM159 222H160V225H159V223L158 224H156L157 222H155L154 223V225L153 226H155V225H158L159 226V228L161 227H165V226H168L167 224L166 225H163L162 226V224H163V222H161L160 220H159ZM170 222V223H169ZM174 222H176L175 220L173 221V223ZM131 223H132V221H131ZM141 223H139V224H141ZM162 223V224H161ZM173 223L170 225V226H172L173 225ZM132 224V225H133ZM137 225V226H132V225H130V226H132L131 228L133 229V231H134V228H135V230L137 229V231H140V230H144L143 228L144 227H146V225L143 227V226H141V229H140V227H138V226H140V225ZM144 223H142V225H143ZM150 224V223H149ZM151 224H153V223H151ZM147 226H148V224H147ZM150 227H151V225H149ZM147 227L148 229L147 230H149L148 231V233L150 232V230H152L150 233L152 234V232H153V228H151L150 229V227ZM158 226L156 227L157 229H159L158 228ZM174 226V225H173ZM137 227V228H136ZM162 228V229H164V231H168L169 232V226L168 227H165V228ZM155 228V229H156ZM167 228V229H166ZM173 228V227H172ZM156 229V230H157ZM171 229V228H170ZM146 230V229H145ZM155 230V231H156ZM160 230V229H159ZM179 230L180 229H178L177 231L179 232ZM135 232V233H137L139 236H143V234L145 233L144 231H141V233L140 232ZM166 231V232H167ZM142 232H144V233H142ZM159 232V231H158ZM158 232H156V233H158ZM166 232H164L165 234H166ZM131 233V232H130ZM146 233H147V231H146ZM206 233V232H205ZM96 234V233H95ZM133 233H131V235H132ZM142 234V235H141ZM158 234H160L158 237H155V236H157ZM158 234H156L155 236H153V237H151L152 235H148V237L151 239H154V237H155V239L156 238H158L159 239V237L161 236V235H163V232L162 233H158ZM168 234V233H167ZM130 235V236H131ZM135 237H136V235L135 234H133ZM146 235V236H147ZM154 235V234H153ZM134 236H133V238H134ZM145 236V237H146ZM175 236V235H174ZM35 237H36V240L38 241V242H41V245L43 244V247L41 248V247H38V245H37V249L34 247L35 245H34V243H36L37 241L35 240ZM53 237V236H52ZM52 237H51V239H52ZM94 237V236H93ZM144 237V236H143ZM143 237H141V238H143ZM54 238V239H55ZM85 238V237H84ZM96 237H94L92 240L93 241H95L96 239H95ZM137 238V237H136ZM147 238V237H146ZM148 238V239H149ZM162 238V237H161ZM87 239H88V237H87ZM147 239V241L149 242V240ZM152 239H151V243L153 242L152 241ZM156 239L157 241H159V240H161V239ZM53 240V239H52ZM77 240V239H76ZM80 240H82L81 238H80ZM85 240V243H86V241H89V240H86V239H84ZM91 240V241H92ZM136 240V239H135ZM141 240V239H140ZM155 240V241H156ZM36 241V242H35ZM49 241V242H48ZM69 241V240H68ZM67 241V242H68ZM74 241V240H73ZM72 241V242H73ZM83 241V240H82ZM143 241V240H142ZM145 241V240H144ZM37 242V244H39ZM55 242V243H56ZM80 242V241H79ZM101 242V241H100ZM140 241L137 239V241H135L134 243H139ZM48 243V244H47ZM55 243H54V245H55ZM88 243V242H87ZM89 243H91V242H89ZM89 243L87 244V246H90L89 245ZM93 244H95L94 242H92ZM98 243V242H97ZM144 242H142V243H140L141 245L143 244ZM147 243V242H146ZM155 244H156V242H154ZM154 243H152V245L154 244ZM52 244V243H51ZM81 244H82V242H81ZM92 244V245H93ZM140 244H139V246H140ZM174 244V243H173ZM60 245V244H59ZM77 245H79V244H77ZM76 245V247H81L80 245L79 246H77ZM114 244H110L109 245V247L107 248V249H109V248H111L112 246H113ZM170 245H171V243H170ZM84 246V245H83ZM144 246V245H143ZM143 246H141V247H143ZM50 247L52 248V245H50ZM61 247V246H60ZM86 246H84V248H85ZM97 247H98V245H97ZM102 247V246H101ZM146 247H147V245L145 246V250H146ZM208 247H210L209 245H208ZM93 248H94V246H93ZM113 248V247H112ZM115 248V247H114ZM206 248V247H205ZM95 249H97V248H95ZM117 249V248H116ZM144 249H142V251L144 250ZM36 250H39L40 251V253H39V251H38V253H37V251ZM54 250H55V248H54ZM112 250V249H111ZM145 250L143 251V252H145ZM148 250V249H147ZM41 251H42V253H41ZM50 251V250H49ZM91 251V250H90ZM97 251H100V250H96V252ZM104 251V250H103ZM122 251V250H121ZM120 251V252H121ZM124 251V250H123ZM122 251V252H123ZM74 252V251H73ZM78 252V251H77ZM112 252V251H111ZM93 253H95L94 251H93ZM101 253V252H100ZM106 253H107V251H106ZM35 254H37V255H39V257L37 258V260H35L36 258L34 257V255ZM97 254V253H96ZM102 254V253H101ZM143 254H145V253H143ZM54 255V254H53ZM83 255V254H82ZM94 255V254H93ZM92 255V256H93ZM107 255V254H106ZM76 256V255H75ZM84 256V255H83ZM89 256H91L90 254H89ZM96 256V255H95ZM97 256H98V254H97ZM120 256H122V255H120ZM60 257V256H59ZM62 257H64V256H62ZM73 257V256H72ZM76 257H78V256H76ZM33 258H35V259H33ZM57 258H58V255H57ZM69 258V257H68ZM99 258V257H98ZM97 258V259H98ZM114 258V257H113ZM124 258H126L128 261H129V263H131V262H133L135 259H139L140 258V255H139V251L138 250H136L135 249V251H133V248H128V247H126V249H125V254H124ZM141 258H142V256H141ZM51 259V258H50ZM73 259H76V258H74L73 257ZM73 259H71V260H73ZM80 259H82V257H80V258H78V261L80 262ZM116 259V258H115ZM114 259V260H115ZM77 260V259H76ZM84 260V259H83ZM83 260H81V264H82V262H84ZM73 261H75V260H73ZM77 261V262H78ZM98 261H100V260H98ZM137 261V260H136ZM69 262H71L70 260H69ZM76 262V263H77ZM79 262L77 263V264H79ZM85 262H86V260H85ZM109 263V262H108ZM115 263V262H114ZM128 263V264H129ZM141 263V262H140ZM71 264H75L74 262L72 263L71 262ZM89 264H92V262L91 263H89ZM97 264H103V263H98L97 262ZM112 264V263H111ZM124 264V263H123ZM142 264V263H141Z\"/></svg>",
  "mask_w": 264,
  "mask_h": 264
}]
</instances>
